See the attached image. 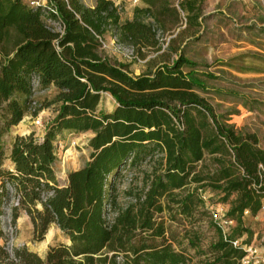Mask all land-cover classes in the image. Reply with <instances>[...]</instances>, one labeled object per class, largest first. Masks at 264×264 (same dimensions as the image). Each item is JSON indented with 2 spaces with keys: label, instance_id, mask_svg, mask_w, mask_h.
Wrapping results in <instances>:
<instances>
[{
  "label": "trees",
  "instance_id": "1",
  "mask_svg": "<svg viewBox=\"0 0 264 264\" xmlns=\"http://www.w3.org/2000/svg\"><path fill=\"white\" fill-rule=\"evenodd\" d=\"M52 2L57 14L50 17L61 23L63 34L47 26L44 7L0 0V209L10 199V186L18 201L15 224L26 212L34 241H43L56 224L69 242L49 246L45 258L26 246L14 247L11 255L2 244L0 264H186L185 253L173 245L166 216L194 221L205 206L201 190L207 186L225 196L238 194L232 215L247 209L257 213L264 199L259 176L264 150L256 134H238L218 120L196 92L202 83L181 70L191 63L183 54L173 65L136 76L128 64L104 54L101 40L111 33L144 56V49L159 47L157 33L167 28L170 17L178 22L182 12L192 18L196 0L178 5L143 0L146 6L136 7L132 20L112 0H96L93 7L83 0ZM35 77L42 91L55 87L58 108L43 138L16 135L7 156L5 136L29 113ZM102 93L116 102L110 112L100 107ZM40 110L41 105L31 115ZM65 130L94 135L89 159L60 184L54 140ZM227 146L242 174L236 176L234 164L221 162L219 170L202 176L197 165L205 154H223ZM155 151L162 155L156 160ZM7 158L12 168L5 165ZM152 161L150 170H142V186L124 190L131 200L123 205L118 193L123 172ZM203 208L219 238L211 245L214 257L199 264H240L244 251L224 238L211 210ZM186 237L189 245H197L196 231Z\"/></svg>",
  "mask_w": 264,
  "mask_h": 264
},
{
  "label": "rangeland",
  "instance_id": "2",
  "mask_svg": "<svg viewBox=\"0 0 264 264\" xmlns=\"http://www.w3.org/2000/svg\"><path fill=\"white\" fill-rule=\"evenodd\" d=\"M171 1L175 5L179 3V0ZM195 7V12L189 15L192 18L182 12L178 22L170 17L167 28L157 33L159 47L144 49V56L130 45L134 51L133 58L116 51L111 33L104 37L105 47L102 46V50L112 60L128 64L130 73L136 76L152 73L163 65H173L183 54L191 63L185 64L181 70L184 74L192 73L202 83L196 92L212 106L218 120L232 126L238 134H256L258 147L264 150V0H196ZM124 11L127 12L126 9ZM56 95L50 89L37 92L36 99L41 110L26 122L19 123L17 130L23 132V136L34 134L37 139L44 137L49 118L59 105L54 103ZM101 97L102 109L110 112L116 107L110 94L102 93ZM209 122L213 125L210 117ZM92 134V131L65 130L55 138L57 160L54 168L60 184L66 183L70 171L81 168L89 159L91 148L88 142ZM69 149H73L76 155H71L64 165ZM227 149L228 152L223 154H205L197 165L202 176H210L219 170L221 162L231 166L234 164V174H242L241 168L235 164L232 147L227 146ZM160 156L161 153L155 151L153 158L156 160ZM153 165V161L142 162L123 172L118 180L119 201L123 205L131 200L123 194L124 190L142 186V170H150ZM194 186L195 183L189 185L190 188ZM201 193L206 197L205 206L196 212L194 221L183 217L170 220L166 216L167 225L176 240L173 245L185 253L186 264H199L214 257L211 245L218 240L219 234L209 211L203 207L210 210L212 207H222L226 218L233 220L228 228L231 237L264 247L262 215L250 212L231 214L237 193L225 196L223 191L210 186L203 188ZM194 231L199 238L197 245L191 246L186 234L190 232L193 235ZM64 237L61 230L52 229L43 241H34L33 224L30 217H24L16 222L13 244L17 248L26 246L45 258L49 246L63 241ZM4 241L5 237L0 235V245Z\"/></svg>",
  "mask_w": 264,
  "mask_h": 264
},
{
  "label": "built area",
  "instance_id": "3",
  "mask_svg": "<svg viewBox=\"0 0 264 264\" xmlns=\"http://www.w3.org/2000/svg\"><path fill=\"white\" fill-rule=\"evenodd\" d=\"M29 5L31 7H44L46 10L44 12V19L47 23V26L51 28L52 30L59 32L60 34L64 33V27L61 25L60 22L53 20L50 17V13L53 12L57 14V8L52 2V0H29ZM102 46L105 47V42L101 40ZM112 44L114 45V49L120 53H123L129 58L134 57V51L133 48L129 45L121 43L117 37H114L112 40ZM33 88H32V96L31 101L29 102V113L35 112L39 107L40 104L38 103V100L36 99V94L38 91H40V80L38 77H35L33 79ZM56 145V144H55ZM259 176L261 180L264 181V166L262 164H259ZM10 199L3 203L1 206L0 211V229L4 234L5 241L3 244H6L8 248V252L12 255L14 244V236L16 233V224L13 222V207L18 205V201L15 198V191L12 187H7ZM204 199H206L205 196H203ZM252 213L251 210H245L244 213ZM258 215H262L264 218V199L261 202V206L258 210ZM211 214L213 217V220L217 223L219 228L222 230L223 236L225 239H230L234 247H239L244 251V256L240 260V264H264V247H258L254 245L253 243H247L243 242L241 238H233L230 236L228 232V228L230 225L233 224L232 219H228L225 216L224 210L222 207H212L211 208ZM257 215V214H256Z\"/></svg>",
  "mask_w": 264,
  "mask_h": 264
},
{
  "label": "crops",
  "instance_id": "4",
  "mask_svg": "<svg viewBox=\"0 0 264 264\" xmlns=\"http://www.w3.org/2000/svg\"><path fill=\"white\" fill-rule=\"evenodd\" d=\"M83 1H84V3H85L86 5H88V6H90V7H93V6L95 5V3H96V0H88V1H87V0H83ZM112 1H113L116 5H120V6L122 7V9H124V10L126 9V10H127V12H125V11L123 10V14L125 15V16L123 15V17H124L125 19H130V20H132V19L134 18V16H135V12H134V10H135L136 7H145V6H146V4L143 2V0H112ZM105 37H106V36H105ZM49 89H50V90H54V91L56 92V89H55L54 86L50 87ZM100 105H102V97H101V100H100ZM54 116H55V111H53V114H52L51 118H49V121H50ZM32 117H33V116H32L31 114L28 113V114L24 117V119L21 121V123L26 122L28 119H31ZM21 123H20V124H21ZM20 124L13 126V127L11 128V131L9 132V134H8L7 136H5V141H6V144H7V152H6L7 156L10 155L11 142L13 141L14 137H15L16 135H23V132H19V131L17 130V127H18ZM91 136H93V134H92ZM5 165H6L7 167H9V168H12V166H13V164H12V162H11V160H10L9 158H7V159L5 160ZM24 217H29V216H28L25 212H21L20 216H19L18 219H17V222H18L19 219L24 218ZM52 229H53L54 231H55V229L58 230V231H60V229L58 228V226L54 224V225L49 229L47 235H48L49 233H51V230H52ZM63 242L68 243L69 240H68L66 237H64Z\"/></svg>",
  "mask_w": 264,
  "mask_h": 264
},
{
  "label": "bare ground",
  "instance_id": "5",
  "mask_svg": "<svg viewBox=\"0 0 264 264\" xmlns=\"http://www.w3.org/2000/svg\"><path fill=\"white\" fill-rule=\"evenodd\" d=\"M71 155H74V156L76 155V152H75L73 149H69V150H68V153H67V155H66L65 162H63L64 165L67 163L66 161L70 159V156H71ZM64 165H63V166H64Z\"/></svg>",
  "mask_w": 264,
  "mask_h": 264
},
{
  "label": "water",
  "instance_id": "6",
  "mask_svg": "<svg viewBox=\"0 0 264 264\" xmlns=\"http://www.w3.org/2000/svg\"><path fill=\"white\" fill-rule=\"evenodd\" d=\"M76 170V169H75Z\"/></svg>",
  "mask_w": 264,
  "mask_h": 264
}]
</instances>
